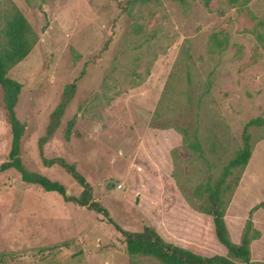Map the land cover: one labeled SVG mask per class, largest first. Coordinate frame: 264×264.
Returning <instances> with one entry per match:
<instances>
[{
	"label": "rangeland",
	"instance_id": "374dc122",
	"mask_svg": "<svg viewBox=\"0 0 264 264\" xmlns=\"http://www.w3.org/2000/svg\"><path fill=\"white\" fill-rule=\"evenodd\" d=\"M205 1L0 0V45L15 7L38 39L8 72L22 85L15 113L25 125L20 158L27 171L79 196L82 189L62 168L42 161L63 159L122 230L150 227L168 242L213 256L225 252L194 192L241 146L245 124L264 119V40L228 0ZM246 7L264 20V0ZM213 36L221 49L210 51ZM72 82L74 96L40 152L50 114ZM186 129L198 131L204 158L186 145ZM250 135V160L237 184L235 176L229 181L225 222L238 243L250 216L260 234L250 257L264 263V208L254 209L264 202V128ZM10 142L0 91V164ZM0 264L159 263L129 257L103 215L8 170L0 173Z\"/></svg>",
	"mask_w": 264,
	"mask_h": 264
},
{
	"label": "trees",
	"instance_id": "16d2710c",
	"mask_svg": "<svg viewBox=\"0 0 264 264\" xmlns=\"http://www.w3.org/2000/svg\"><path fill=\"white\" fill-rule=\"evenodd\" d=\"M181 5L186 0H176ZM249 0H228L231 7H238V12L244 13L247 22L251 24L250 33L255 34L258 40H264V32L258 33L259 27L264 28V20H258L246 7ZM209 5V0L205 1ZM42 14L45 16L44 11ZM5 44L0 45V91L1 103L5 112L6 121L10 128L11 142L10 150L6 161L0 164V173L8 170H15L21 181L27 184L37 185L47 193H56L66 203H73L89 211L103 215L107 222L112 225L124 238L126 253L129 257H148L155 259L159 264H264L251 260L250 244L260 236L259 232L253 229L249 216L238 243L231 240L230 233L225 222V213L231 193L230 179L235 176V185L238 182V175L246 168L252 151L250 130L263 129L264 119L255 118L248 121L241 134V146L235 151L232 157L224 164L218 174L208 173L204 181L195 189L194 194L202 197L203 206L201 213L209 217L214 238L221 246L225 255L204 256L196 254L187 248L180 247L166 241L157 231L150 227H144L139 232L122 230L108 215V212L92 199V189L86 180L81 176L74 165L63 159H42L47 167L58 166L62 168L82 189L79 196H68L65 188L58 182L51 181L46 177L27 171L22 165L20 158V144L24 134L25 125L21 123L15 113L18 97L22 85L8 76V72L15 65L23 61L31 52L37 42V35L34 33L24 16L18 9L13 7L12 14L4 29ZM221 49V40L213 36L210 51L214 48ZM76 90V83L72 82L65 86L61 100L49 117L45 135L39 140V149L54 135L60 126L61 118L71 102ZM74 120L68 122L65 129V139L68 140ZM182 131L186 145L199 157L204 158V153L196 129L191 132ZM264 208V202L254 209Z\"/></svg>",
	"mask_w": 264,
	"mask_h": 264
}]
</instances>
